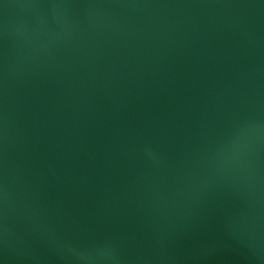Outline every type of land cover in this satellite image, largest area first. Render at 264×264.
Listing matches in <instances>:
<instances>
[{
	"label": "water",
	"instance_id": "water-1",
	"mask_svg": "<svg viewBox=\"0 0 264 264\" xmlns=\"http://www.w3.org/2000/svg\"><path fill=\"white\" fill-rule=\"evenodd\" d=\"M0 264H264V0H0Z\"/></svg>",
	"mask_w": 264,
	"mask_h": 264
}]
</instances>
